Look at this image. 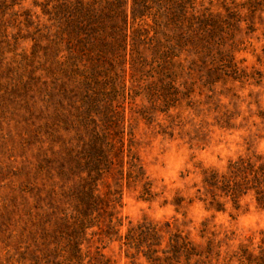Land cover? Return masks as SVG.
Wrapping results in <instances>:
<instances>
[{
    "label": "rangeland",
    "instance_id": "1",
    "mask_svg": "<svg viewBox=\"0 0 264 264\" xmlns=\"http://www.w3.org/2000/svg\"><path fill=\"white\" fill-rule=\"evenodd\" d=\"M76 1L0 0V264H264L256 190L234 203L204 183L240 158L264 164V0H183L184 25L205 38L192 45L158 34L138 44V56L130 38L125 59L97 27L84 40L72 33L65 7ZM154 28L150 17L129 35L154 38ZM227 52L247 77L215 71ZM90 98L98 105L88 112ZM109 110L122 115L120 128L104 121ZM93 131L124 153L89 177L108 151ZM129 150L144 173L136 182L126 180ZM83 186L105 200L118 194L109 209L117 234L102 211L86 229L75 223ZM143 223L157 226L159 262L126 245ZM175 235L190 243L189 259L172 251Z\"/></svg>",
    "mask_w": 264,
    "mask_h": 264
},
{
    "label": "trees",
    "instance_id": "2",
    "mask_svg": "<svg viewBox=\"0 0 264 264\" xmlns=\"http://www.w3.org/2000/svg\"><path fill=\"white\" fill-rule=\"evenodd\" d=\"M189 4V1L184 2L183 0H93L92 2L77 0L76 4L72 7L73 9L65 7L66 13L68 14V19L66 21L69 26L75 29L72 33H74L79 40H84V37H80L81 32L87 34V29L99 28L98 32L100 30L101 35L100 40H103L105 46L114 53V57H123L125 59L128 40L130 38L134 41L131 51L137 54V56L139 53L138 44H142V40H157L156 37L158 34H163L167 40L191 41L194 43H192V45L204 39L205 31L199 33V30L189 29L193 26L192 24L188 29L184 25V22L188 19ZM129 9L131 14L130 18L128 14ZM150 17H152L155 25L154 38L149 37L148 31L142 33L141 29L135 30L133 36L129 35V29H133L137 22H145V20ZM195 19L194 17V20ZM199 22L202 23V20ZM172 30L173 35L166 34ZM157 46H161L160 42L157 43ZM218 54L223 55L224 52L219 51ZM138 58L137 60H139L138 62L140 65L146 63V60L143 59L142 56ZM138 62L132 60V67L135 68ZM219 62L221 64L215 68V71H221L222 75L230 77L233 80L247 77L245 72L237 67L231 52H227ZM213 82H216V80H213ZM84 105L89 112L98 105V102L90 98L88 102H84ZM110 113H112V115H110ZM122 120V115L117 111L114 112V110H109V114L104 115L106 124L108 125L109 123L110 126L114 125L117 128H120ZM107 125H105L106 128L101 129L103 133L108 130ZM95 128L98 129V125H96ZM91 137L95 142H102L101 145H105L108 151L99 150L100 155L95 160V164H98L95 166L97 170L91 168L86 170L89 177L94 171H101V169L98 168L101 163L108 169L113 168L114 161L111 157L113 152L115 155L124 153L123 144L121 143L116 149V144L112 142L113 140L109 141L105 134L101 136L99 132L93 131ZM127 156L129 158L127 162L129 167L126 180L127 182H136L144 175L142 166L139 164L138 158L130 153V150ZM229 169V175H220L217 172H211L204 180L206 187L212 192V197H217L214 190H220L224 193L225 197H230L234 203H238L242 195L251 190H256L259 204H264V164L262 163L257 166L251 159L240 158L231 163ZM122 176L123 173L121 172V177ZM121 179H123V177ZM146 194H149L148 191ZM117 195V193H112L110 191L107 193L108 198L105 200L101 198V196L94 197V195L91 194V188L87 189L86 186H83L82 189L77 192L80 209L77 211L75 223H79L81 228L86 229L87 227L85 225L87 218L94 212L99 213L102 211L99 215H102V213L108 215L107 226L111 232H114L116 227L120 225V220H118L117 217H115V213L109 209L111 208L114 210L115 204H117L119 200ZM100 204L105 205L106 209L100 207ZM158 232L156 225L152 223H143L136 229L133 228L128 231L125 236L126 245L136 249L138 254L142 253L147 260L159 262L161 259L157 254L159 253L158 247L161 245V237ZM115 233L117 234L118 230H116ZM188 245H190V243L180 235H175L170 238V246L175 253H187ZM163 253L165 254L166 252ZM187 256L189 259L192 254L187 253ZM170 259L171 258L167 257L166 261ZM99 264H108V262L100 259Z\"/></svg>",
    "mask_w": 264,
    "mask_h": 264
}]
</instances>
